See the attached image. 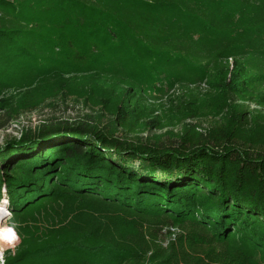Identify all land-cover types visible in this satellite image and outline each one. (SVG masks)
<instances>
[{
    "label": "trees",
    "instance_id": "16d2710c",
    "mask_svg": "<svg viewBox=\"0 0 264 264\" xmlns=\"http://www.w3.org/2000/svg\"><path fill=\"white\" fill-rule=\"evenodd\" d=\"M0 63V128L59 99L98 109L0 146V199L7 187L22 226L7 264L148 252L154 264H250L264 252V0H0ZM180 83L193 92L178 97ZM68 197L82 215L60 216ZM103 204L184 233L135 248L136 218L106 231L83 216Z\"/></svg>",
    "mask_w": 264,
    "mask_h": 264
},
{
    "label": "rangeland",
    "instance_id": "374dc122",
    "mask_svg": "<svg viewBox=\"0 0 264 264\" xmlns=\"http://www.w3.org/2000/svg\"><path fill=\"white\" fill-rule=\"evenodd\" d=\"M10 67L12 68V66ZM9 69L10 68L7 65L0 63V72H6L9 71ZM254 85H255L254 87L257 98L261 99V101H263L262 105H264V77L260 76L259 78H257L255 80ZM191 86H193V84H184V83L177 84V86L175 87L176 95L178 97H184L188 95L190 92H193L192 90L193 88ZM205 87H207V85L203 83L200 88L202 90H205ZM170 94H173L172 90L169 92L168 95L171 96ZM168 95H165L164 99L169 98ZM53 103H54L53 105L47 103L38 110L32 112H26L22 114L19 118L14 119L7 126L0 128V146L3 147L5 145V142L10 139L13 138L20 139L27 130L28 131L36 130L44 121H52V119H62V120L69 119L71 121H74L76 118H79L88 111L91 112L93 110L94 111L98 110L95 107H90L85 105L81 100H76L74 99V97L67 100L59 99ZM201 125L202 127H207L209 125L208 119H203ZM161 132L162 131H158V133ZM161 136L163 137L164 141L169 140V138L166 135L161 134ZM1 192L3 196L0 199V202H2L5 205L7 204L8 206L9 195L7 192V187H3ZM68 198H69L68 201L61 203V208H59L61 214L60 216L65 217L68 214H70V216H77V214L83 213V211L79 207H77L78 206L77 200L74 197H68ZM86 215H89V217L93 219L92 221L96 223L98 222V224L102 223L106 231L107 230L119 231V229L124 226L131 227L130 223L132 222L130 221L133 218L134 219L136 218V220H138L139 222L137 226L138 231L136 232V230L135 231L129 230L130 232L127 234L126 237L127 244L132 245L135 248L144 244H146V246L148 247L156 246L157 248L161 246L162 248H167L170 242L172 241H176L178 244L177 237L180 234L184 233L183 231L184 227L182 226L183 224L172 225L170 221H166L165 219L162 218H157L151 215H139L132 212H126L121 209L115 208L113 206H107L104 204L97 206L96 208L89 209L87 211V214H84L83 216ZM19 225L22 228L20 223ZM39 225H40V229L43 230L48 226H50L51 223L48 222V220H44L41 221ZM20 233H22V229L20 230ZM20 237L22 238L21 235ZM20 243H21V239L14 251L12 249L7 250L5 252V258L10 253L15 254ZM210 247L220 252L221 249L219 248L222 246L220 245L215 246L213 244ZM205 249H208V247H205ZM187 251H191V250H187ZM254 253L255 254L251 256L252 258L250 264H264V252L258 251ZM46 254L44 257L37 258L36 260L33 259L34 264L35 263L52 264V261H54L53 257H51L50 254L47 255ZM151 254L152 252H148L147 254L143 255L142 260L129 259L128 262L124 264H154L152 261H150ZM204 259H206V257H204ZM192 260L183 261V262L186 264L194 263V261ZM55 264H67V260L60 259L57 260ZM212 264H217V262L215 263L212 262Z\"/></svg>",
    "mask_w": 264,
    "mask_h": 264
},
{
    "label": "clouds",
    "instance_id": "9594fccd",
    "mask_svg": "<svg viewBox=\"0 0 264 264\" xmlns=\"http://www.w3.org/2000/svg\"><path fill=\"white\" fill-rule=\"evenodd\" d=\"M19 227L11 210L0 211V264H7L5 252L9 249L14 251L20 242L21 237L17 231Z\"/></svg>",
    "mask_w": 264,
    "mask_h": 264
},
{
    "label": "built area",
    "instance_id": "2783aa9c",
    "mask_svg": "<svg viewBox=\"0 0 264 264\" xmlns=\"http://www.w3.org/2000/svg\"><path fill=\"white\" fill-rule=\"evenodd\" d=\"M10 1L17 2V1H21V0H10Z\"/></svg>",
    "mask_w": 264,
    "mask_h": 264
},
{
    "label": "bare ground",
    "instance_id": "6f19581e",
    "mask_svg": "<svg viewBox=\"0 0 264 264\" xmlns=\"http://www.w3.org/2000/svg\"><path fill=\"white\" fill-rule=\"evenodd\" d=\"M5 205V204H4ZM6 206V205H5ZM7 207V206H6ZM7 209H8V207H7Z\"/></svg>",
    "mask_w": 264,
    "mask_h": 264
}]
</instances>
